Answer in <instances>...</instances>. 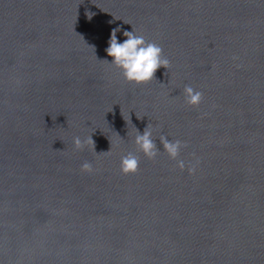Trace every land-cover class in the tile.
I'll list each match as a JSON object with an SVG mask.
<instances>
[{
  "label": "water",
  "instance_id": "1",
  "mask_svg": "<svg viewBox=\"0 0 264 264\" xmlns=\"http://www.w3.org/2000/svg\"><path fill=\"white\" fill-rule=\"evenodd\" d=\"M117 27L168 69L125 81ZM0 264H264V0H0Z\"/></svg>",
  "mask_w": 264,
  "mask_h": 264
},
{
  "label": "clouds",
  "instance_id": "2",
  "mask_svg": "<svg viewBox=\"0 0 264 264\" xmlns=\"http://www.w3.org/2000/svg\"><path fill=\"white\" fill-rule=\"evenodd\" d=\"M92 15L93 13H87L89 19H91ZM120 31L119 27L111 30L105 52L107 56L112 59L110 61L107 59L102 61L119 69L125 81L136 85H143L155 79L154 74L158 68L163 67L168 69L169 61L163 56V50L159 45L146 40L145 37L138 34L133 27L131 31H123L122 35L126 37V39L122 42H118L117 33ZM183 91L184 101L187 105H199L202 100V93L200 91L187 85ZM158 139L164 151L173 160L178 157L181 149L186 146L185 142L178 139L170 140L164 135H160ZM133 142L137 150L142 152L149 159H155L158 156L159 149L157 148L156 141L153 139V133L149 125L144 128L142 134L135 129ZM73 144L77 149H83L86 145L91 144L95 151V145L91 135L84 139L76 136L73 138ZM177 164L181 169L185 167L182 160L177 161ZM138 165V157L132 152L121 157L120 169L124 174L135 173L138 170ZM81 170L92 172V165L86 161L81 164ZM188 170L189 172H195V166L190 167Z\"/></svg>",
  "mask_w": 264,
  "mask_h": 264
}]
</instances>
